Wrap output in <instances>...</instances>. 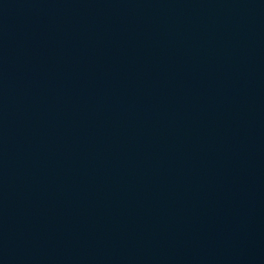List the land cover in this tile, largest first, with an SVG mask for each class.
I'll list each match as a JSON object with an SVG mask.
<instances>
[{"label": "water", "instance_id": "water-1", "mask_svg": "<svg viewBox=\"0 0 264 264\" xmlns=\"http://www.w3.org/2000/svg\"><path fill=\"white\" fill-rule=\"evenodd\" d=\"M0 264H264V0H0Z\"/></svg>", "mask_w": 264, "mask_h": 264}]
</instances>
